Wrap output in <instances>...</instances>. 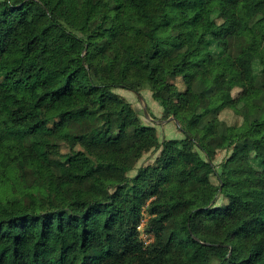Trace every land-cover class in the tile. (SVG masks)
<instances>
[{
	"label": "trees",
	"instance_id": "1",
	"mask_svg": "<svg viewBox=\"0 0 264 264\" xmlns=\"http://www.w3.org/2000/svg\"><path fill=\"white\" fill-rule=\"evenodd\" d=\"M0 264H264V0H0Z\"/></svg>",
	"mask_w": 264,
	"mask_h": 264
},
{
	"label": "rangeland",
	"instance_id": "2",
	"mask_svg": "<svg viewBox=\"0 0 264 264\" xmlns=\"http://www.w3.org/2000/svg\"><path fill=\"white\" fill-rule=\"evenodd\" d=\"M174 84L179 88L180 91L185 90V84L181 78H177L174 80ZM240 89L236 88L233 90V95L237 97L240 93ZM113 95H118L128 101L133 110L139 116L142 124L147 126H153L156 128L158 133V139L160 142L171 139H183L184 135L178 128V123L175 121L173 117L165 118L163 107L160 106L152 97V91L149 87L145 86L139 89L138 92H133L130 90L115 88L112 90ZM220 119L224 121L228 125H237L242 122V118L236 115L231 110H225L220 114ZM67 149L63 148V152H66ZM15 156L20 155V151L14 149ZM160 150H153L149 153L142 154L140 159L138 160L136 166L133 170L128 173L129 177H135L139 168L143 166H147L148 164L155 161V159L159 156ZM231 155V150H220L218 151L213 163L216 165L217 169L220 170L221 164L229 158ZM87 169L82 172H86ZM68 173H72L71 169H68ZM214 182H216L215 178H212ZM25 181L21 176H16L12 185L19 195L25 193L27 191V187L25 185ZM226 200L221 198L219 201V205H224ZM149 219V215L147 213L146 208L144 209L143 219L140 225L138 226L139 238L144 242L145 245H149L154 240V236L152 234H148L145 231V227L147 221Z\"/></svg>",
	"mask_w": 264,
	"mask_h": 264
},
{
	"label": "water",
	"instance_id": "3",
	"mask_svg": "<svg viewBox=\"0 0 264 264\" xmlns=\"http://www.w3.org/2000/svg\"><path fill=\"white\" fill-rule=\"evenodd\" d=\"M176 121V120H175ZM177 122V121H176ZM178 123V122H177Z\"/></svg>",
	"mask_w": 264,
	"mask_h": 264
}]
</instances>
